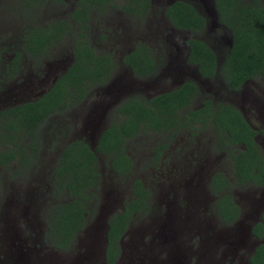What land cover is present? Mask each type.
Returning a JSON list of instances; mask_svg holds the SVG:
<instances>
[{
	"label": "rangeland",
	"instance_id": "obj_1",
	"mask_svg": "<svg viewBox=\"0 0 264 264\" xmlns=\"http://www.w3.org/2000/svg\"><path fill=\"white\" fill-rule=\"evenodd\" d=\"M73 1H43L35 5L37 11L33 14L36 16L31 18L30 14L22 15L19 0H0V66L8 60L9 49L20 42L25 27L46 25L58 18H66L76 26L69 15L75 5ZM193 1L199 10L207 13V24L196 32L177 31V41L195 34L220 52L217 55L220 60L228 43V33L221 28L218 32L212 31L210 0ZM260 1L264 5V0ZM122 4H126L125 0H113L100 11H91L85 32L93 50L111 53L115 63L126 47L143 41L151 48L155 68L146 75H135L113 64L108 78L102 84L91 85L79 104L60 115L52 113L41 121L36 129L40 142L32 159L25 165L16 158L0 164V264H106L102 256L104 220L130 194L133 178H139L149 189L148 207L129 219L118 237L119 251L111 264H251L247 259L252 248L259 242L264 244V229L260 237L250 232L264 203V187L234 182L227 149L219 145L214 127L209 124H196L191 128L184 125L174 134L167 130H144L126 138L124 151L133 161L127 176L115 174L106 157L96 153L101 184L95 210L87 214L85 224L76 232L70 247L59 249L45 242L46 205L64 199L62 193L51 191V167L63 143L71 137L83 136L93 146L100 126L117 118L114 105L125 96L136 92L148 96L188 76L181 73L173 81V69L162 65V48L158 47L165 44L164 37L148 31L147 27L166 29L170 25L157 19L155 1L152 0L151 7L141 18L133 12L121 13ZM17 10L20 16L16 15ZM71 38L69 33H64L40 53L27 52L23 68L0 78V106L45 87L48 79L60 71L59 58L69 56ZM188 71L193 74L192 67ZM198 84L199 93L186 107L196 106L204 99L213 103L242 101L240 92H227L214 79L201 78ZM247 84L243 108L250 123L262 128L264 115L260 111L256 86H264V80L254 75ZM115 86L121 89H113ZM249 98L254 102L249 103ZM262 138L264 133L259 137ZM162 142L165 146L155 159L152 157L154 146ZM260 152L264 157L263 147ZM215 170L228 178L226 192L238 207L237 216L227 223L211 208L215 207L217 194L208 191L206 179L210 171Z\"/></svg>",
	"mask_w": 264,
	"mask_h": 264
},
{
	"label": "trees",
	"instance_id": "obj_2",
	"mask_svg": "<svg viewBox=\"0 0 264 264\" xmlns=\"http://www.w3.org/2000/svg\"><path fill=\"white\" fill-rule=\"evenodd\" d=\"M84 0L70 12L73 26L66 18H58L44 25H29L20 34L23 43L32 54L40 53L47 45L62 38L64 31L72 32L73 61L54 78L47 89L37 97L0 108V164L18 159L25 165L38 149L39 137L36 129L41 121L52 113L62 114L79 104L91 85L102 84L113 71L114 60L111 53L93 50L88 36L87 12L93 6L99 8L112 0H98L97 5ZM121 7L127 11L142 13L149 8L148 0H127ZM217 22L228 33V43L218 60L213 49L204 39L191 34L186 44L189 46L187 61L196 65L200 77L218 79L227 89H236L249 76L264 78V5L260 0H213ZM31 0L23 4L22 14L28 15ZM82 7V8H80ZM140 7V8H138ZM27 13V15H26ZM167 21L176 28L196 32L205 27L206 21L192 3L173 0L165 5ZM219 29V28H218ZM148 45L143 41L127 52V65L135 75H146L155 68V59L150 55ZM125 60V59H123ZM1 61V57H0ZM15 68H3L1 76ZM10 75V73H8ZM2 79V77H0ZM199 93L197 83L191 78L168 90L150 96L130 93L119 101L114 110L117 118L108 122L96 138L93 146L82 137H71L63 143L51 167L52 192L62 193L64 199H56L46 205L44 212L45 242L59 249L70 247L76 232L87 220V214L95 210L100 191L101 177L96 153L103 154L108 166L115 174L127 176L133 161L125 153V139L139 131H165L174 134L179 127H214L218 143L227 149L231 174L235 183L247 180L264 182V160L257 145L252 140L254 130L241 117L238 109L228 103H213L204 99L201 106L184 107L192 96ZM27 139L25 141L24 139ZM24 138V139H23ZM242 142L244 147H229ZM24 146H27L26 148ZM165 143L154 146L153 158L159 156ZM228 178L221 172L211 174L208 182L210 190L216 195L215 210L225 222L237 216L238 207L226 188ZM149 189L139 178L131 181V192L125 197L122 208L109 215L106 220L105 245L103 254L106 263H111L118 252L117 240L131 216L148 207ZM264 218V208L261 212ZM263 228L260 222L251 226V232L260 236ZM264 245L255 246L249 259L261 263Z\"/></svg>",
	"mask_w": 264,
	"mask_h": 264
},
{
	"label": "flooded vegetation",
	"instance_id": "obj_3",
	"mask_svg": "<svg viewBox=\"0 0 264 264\" xmlns=\"http://www.w3.org/2000/svg\"><path fill=\"white\" fill-rule=\"evenodd\" d=\"M29 0H19V2H20V4L18 3V6L20 7V5H21V8H23V4L24 3H26V2H28ZM43 1H47V0H31V5L32 6H30V8H29V10H28V15L30 14V17L31 18H34L35 16H36V14H33V12L34 11H37V9H36V7H35V5L36 4H40L41 2H43ZM51 1V0H50ZM87 1V0H86ZM113 1V0H112ZM133 0H130L129 2H132ZM142 1V0H141ZM149 1V3H150V5H149V7H151V2H152V0H148ZM155 1V5L157 6L158 5V8H157V13H158V17H157V19H160V20H162V21H164V22H167L169 25H170V27L169 28H166V29H160V28H155L154 30L152 29V30H150L148 27H147V30L148 31H151V32H153V33H156V35H158V36H160V37H164V42H165V44H163V45H161V46H159L158 48H162V51H161V59L163 60V63H162V65L167 69V68H172L173 69V73H172V78H173V81H175V79L176 78H178L179 77V75L182 73V74H184V73H188V76L187 77H182V78H180L179 80H177L175 83H174V85L172 86V87H175L176 85H178L179 83H181L184 79H187V78H191L192 80H194L196 83H197V85H199L198 84V81L199 80H201V78H203V77H200V75H199V73L197 72V69H196V65L195 64H191V63H189L188 61H187V55H188V51H189V46L186 44V40H187V38L190 36V35H185V36H183L181 39H179V41H177V36H176V32L178 31V32H181V31H189V32H192V31H190V30H188V29H181V28H176V27H174V26H172L168 21H167V19H166V17H165V13H164V7H165V5H167V4H169L171 1H173V0H154ZM184 1H187V2H189V3H192L193 5H194V7L200 12V14H202V16L204 17V19H205V21H206V24H207V21H208V15H207V13H205V12H203V11H201V10H199L198 9V7L195 5V3H194V1L193 0H184ZM196 1H201V0H196ZM84 2V0H74L73 1V7L72 8H70V10H69V15H70V12L72 11V9L75 7V6H77V4L80 6V3H83ZM127 0H125V3L127 4ZM93 3V5H97L98 4V0H93V1H90L89 2V4H92ZM108 4V3H107ZM209 7H210V17H211V19H212V21H213V25H212V31L213 32H218V28H221L222 27V24H219L218 22H217V13H216V10H215V8H214V3H213V0H210V5H209ZM80 8H82V7H80ZM138 8H140V7H138ZM96 10V9H98L99 11L101 10L99 7H98V5L97 6H93V8H91L90 9V12L88 11L87 12V15H88V19H87V21L89 20V17H90V13H91V11H93V10ZM121 10H119L121 13H124V14H131V11H127V8H124V7H121L120 8ZM141 12L138 14V16H140L139 18H141L142 17V15H145L146 14V11H144L143 13H142V11H143V9H139ZM21 12H22V10H21ZM21 12L19 11V13H18V10H17V13H16V15H18V16H20V14H21ZM152 13H153V11H152ZM133 14L134 15H137L136 13H134L133 12ZM23 15V14H22ZM27 15V16H28ZM68 15V16H69ZM71 19V18H70ZM206 24H205V26H206ZM45 26V25H44ZM75 28V27H74ZM23 31H25V29L23 30ZM23 31H21V32H23ZM80 30H78L77 28H76V30L75 29H73L72 31H70V30H67V31H64V33H69V36L71 35V33L72 32H74V33H78ZM86 32H87V29H86ZM85 32V33H86ZM64 33H63V35H64ZM72 36V35H71ZM23 38L22 39H19V41L20 42H22L23 43ZM71 41H70V46H69V51H68V53H69V56H64V55H62L60 58H59V61H60V66L58 67V66H55V67H58L59 69H60V71H62L70 62H72L73 61V37L70 39ZM20 42H18V43H20ZM18 43H15L13 46H12V48L11 49H9L10 51H9V54L10 55H8V60L2 65V67L1 68H6V67H9V68H15V69H19V68H23L24 66H25V63H24V60H23V58L24 57H26V53L28 52V54L30 53L29 51H28V48L25 46V45H23L22 43L20 44V45H18ZM47 46H49V45H47ZM133 46H131V47H126L121 53H120V55L118 56V59L115 61V63H114V66H115V64H116V67L118 66V67H124V68H127V69H129L130 70V73L132 74L133 72L131 71V69H130V67L127 65V52H129L130 51V49L132 48ZM149 47V49H150V55L152 56V57H154L153 56V54H152V51H151V48H150V46H148ZM209 47L211 48V49H213L214 50V52H215V54H216V58H218V56H219V53L220 52H218L216 49H214L211 45H209ZM96 52V51H95ZM98 53V52H97ZM34 54V53H33ZM218 55V56H217ZM44 56H46L45 54H44ZM0 57H1V59H2V52H1V50H0ZM222 58V56H220V59ZM123 59H125V60H123ZM156 61H157V59H156ZM1 62V61H0ZM36 63H37V61H36ZM46 67V66H45ZM190 67H192L193 68V74L191 75V72L190 71H188V68L190 69ZM60 71H58L56 74H54V75H52L49 79H48V81L46 82V85H45V87H43V88H41V89H39V90H36V91H30V92H28L27 93V95H26V98H22V99H19V100H16V101H13V102H10V103H7V104H5L4 106H0L1 108H4V107H8V106H11V105H14L15 103H18V102H21V101H25V100H28V99H32V98H35V97H37L40 93H42V92H44L46 89H47V87L52 83V81L54 80V78L60 73ZM8 73H10V74H13V72H8ZM8 73H6V75L5 76H1L0 75V77H2L3 79H4V77H7V76H9V74ZM171 74V73H170ZM252 76H249V77H247L246 79H244L241 83H240V85H239V87L238 88H236V89H227L222 83H221V81L220 80H218V79H214V80H216L220 85H222L225 89H226V91L227 92H230V93H233V92H240V94H241V98H242V101H237L236 103L235 102H232V101H223V102H228V103H230V104H232V105H234L237 109H238V111L240 112V114H241V117L245 120V122L255 131L254 132V134L252 135V140H253V142L257 145V147H258V149H259V152H260V147H263L264 148V138H262L261 140L259 139V137H260V135L262 134V133H264V127H262L261 128V126H255V125H253V124H251L250 123V121H249V119H248V115L246 114V111L244 110V108H243V105H244V99H246V96L247 95H245L246 93H244L245 91H247L246 89H247V86H248V84H247V82L250 80V78H251ZM260 78H262V80H264V78L263 77H260ZM205 81H207V80H209L208 78H203ZM247 84V85H246ZM246 85V86H245ZM172 87H169L168 89H170V88H172ZM256 88H257V91L259 92V95H260V97H262L261 99H260V97L258 98L261 102H260V104H261V108H260V111H261V113L264 115V86H256ZM113 89H118V90H120L121 89V87L120 86H115V88H113ZM168 89H165V90H168ZM162 91H164V90H162ZM159 92H161V91H159ZM156 93H158V92H156ZM253 93V91H252V89H249V94H252ZM154 94V93H153ZM150 95H152V94H150ZM150 95H148V96H150ZM193 98V96L191 97V99ZM191 99L189 100V102L191 101ZM254 99H256V98H254ZM188 102V103H189ZM250 102H254L252 99H250L249 98V103ZM118 103V102H117ZM116 103V104H117ZM115 104V105H116ZM201 104L202 103H199L198 105H196V106H193L192 108H196V107H199V106H201ZM114 105V106H115ZM187 106V105H186ZM185 106V107H186ZM184 107V109H182V111L181 112H183L186 108ZM260 111H259V114H260ZM196 124H199V125H201V123H197V122H195ZM195 124V125H196ZM194 125V126H195ZM185 126H187V125H185ZM103 127H105V125H103V126H100V128H99V130H98V132L96 133V137H95V141H96V138H97V136H98V134H99V131L103 128ZM216 133V132H215ZM216 139H217V141H219V139H218V137L216 136ZM219 145L220 146H223L224 144L223 143H221V141H220V143H219ZM229 147H232V148H234V147H241V148H243L244 147V145H243V143L242 142H239V143H235V144H230L229 145ZM222 152L223 153H225V151H223L222 150ZM261 153V152H260ZM261 156H262V154H261ZM262 158H263V160H264V157L262 156ZM215 171H220V170H215ZM215 171H210V173L208 174V177H207V179H206V181H207V186H208V182H209V179H210V177H211V174L213 173V172H215ZM245 182H250V183H253L254 185H256V186H261V187H264V182H254V181H251V180H247V181H245ZM244 183V182H243ZM206 186V187H207ZM207 189H208V191H211L210 190V188H209V186L207 187ZM211 193H212V191H211ZM213 194V193H212ZM213 197H214V195H213ZM123 201L124 200H122L121 202H119V206H118V209H121L122 208V204H123ZM212 206V205H211ZM212 208V210H215V207H211ZM263 208H264V203H263V205L261 206V208H260V210H259V213H258V216H257V218L252 222V224H251V226L254 224V223H256V222H260L261 223V226H262V228L264 229V218H261V212H262V210H263ZM118 209H116L115 211H113V212H111L109 215H111V214H113L114 212H117V210ZM108 215V216H109ZM107 216V217H108ZM107 217H106V220H107ZM223 223H227V222H225V221H223ZM107 225V224H106ZM251 226H250V232H251ZM107 228V227H106ZM263 232V231H262ZM252 233V232H251ZM253 234V233H252ZM254 235V234H253ZM120 236V235H119ZM256 236V235H255ZM261 236V235H260ZM260 236H256V237H260ZM104 238H105V233H104ZM105 240V239H104ZM261 242H259V243H257L256 245H254V247L252 248V250H251V252L249 253V255H248V261L251 263V264H261L263 261H264V254H263V259H262V261H261V263H255V262H252L250 259H249V257H250V255H251V253L253 252V250H254V248H255V246H257L258 244H260ZM261 244H263V243H261ZM105 245V241L103 242V245H102V248H103V246ZM264 245V244H263ZM118 251H119V249H118ZM117 254H118V252H117ZM117 254H116V256H117ZM102 256H103V259H104V254L102 253ZM116 256L114 257V259L116 258ZM113 259V260H114ZM104 261H105V259H104ZM113 262V261H112ZM111 262V263H112ZM105 263H106V261H105ZM111 263H109V264H111ZM106 264H108V263H106Z\"/></svg>",
	"mask_w": 264,
	"mask_h": 264
},
{
	"label": "water",
	"instance_id": "obj_4",
	"mask_svg": "<svg viewBox=\"0 0 264 264\" xmlns=\"http://www.w3.org/2000/svg\"><path fill=\"white\" fill-rule=\"evenodd\" d=\"M103 225H104V233H105V229H106V227H107V225H106V219L104 220V224H103ZM104 239H105V238H104ZM104 241H105V240H104ZM104 241H103V242H104ZM102 253H103V248H102Z\"/></svg>",
	"mask_w": 264,
	"mask_h": 264
}]
</instances>
